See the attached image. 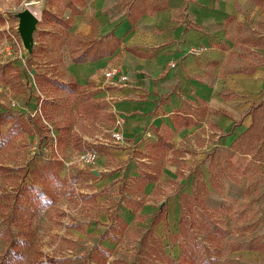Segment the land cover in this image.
<instances>
[{
    "label": "rangeland",
    "instance_id": "obj_1",
    "mask_svg": "<svg viewBox=\"0 0 264 264\" xmlns=\"http://www.w3.org/2000/svg\"><path fill=\"white\" fill-rule=\"evenodd\" d=\"M71 5L0 0V116L18 117L0 135V264H154L148 251L155 238L145 236L160 208L163 220L153 230L177 259L182 192L197 195L204 211L206 223L195 233L210 247L208 264H264L261 128L229 148L206 126L187 136L151 126L152 142L134 146L136 138H127V157L103 160L116 127L113 100L99 95L89 70H73ZM26 8L38 9L32 51L19 31L18 13ZM112 62L106 58L94 72ZM194 112L201 120L203 111ZM82 150L99 159L84 164ZM13 238L21 241L18 257L9 252Z\"/></svg>",
    "mask_w": 264,
    "mask_h": 264
},
{
    "label": "crops",
    "instance_id": "obj_2",
    "mask_svg": "<svg viewBox=\"0 0 264 264\" xmlns=\"http://www.w3.org/2000/svg\"><path fill=\"white\" fill-rule=\"evenodd\" d=\"M71 3L66 18H70L71 40L76 38L69 45L73 70H89L101 89L99 95L113 100L116 120L123 118L104 141L103 160L127 157L130 149H122L127 138H136L134 146L152 142L151 126L159 131L169 128L182 136L206 126L218 137V144L229 148L243 140L241 134L254 122L253 108L264 102V0ZM192 48L203 51L194 54ZM84 50L86 61H75ZM95 51L101 57L92 59ZM108 57L114 59L111 64H121L129 76L127 83L107 81L106 68L101 75L94 72ZM195 110L203 111L201 120ZM178 117L184 119L183 124H178ZM211 122L214 125L209 126ZM115 130L121 132L123 142L113 139ZM183 193L191 194L180 193V209ZM159 211L157 224L163 220L162 208ZM155 225L151 221L152 230Z\"/></svg>",
    "mask_w": 264,
    "mask_h": 264
},
{
    "label": "trees",
    "instance_id": "obj_3",
    "mask_svg": "<svg viewBox=\"0 0 264 264\" xmlns=\"http://www.w3.org/2000/svg\"><path fill=\"white\" fill-rule=\"evenodd\" d=\"M80 46V41H78L76 48ZM77 50V49H76ZM75 50V51H76ZM101 57L97 51L93 53L92 59ZM85 50L76 57L75 61L85 62L86 61ZM63 88L67 87L66 84L61 85ZM254 122L253 125L247 129L243 134H241V139H248L254 135L255 130L259 127L261 128L262 138H264V102L256 105L253 108ZM263 122L260 123V119ZM10 122L11 126H14L18 122V117L14 114H6L0 116V135H2V125L5 122ZM240 142V141H239ZM264 143V139H263ZM52 161L45 163V167L53 173L51 167ZM56 177H58L56 175ZM197 196V195H196ZM195 196V194H181V216L178 221L179 231L174 234V239L178 241L179 246L182 249V253L179 258H175L165 251V247L162 238L156 235L152 228L147 232L145 236L146 239L155 238V241L151 243L149 252V257H152L154 264H208V256L211 254L210 247L198 241L195 231L197 227L204 222V215L202 212L200 201ZM161 220L160 211L157 213L152 220V225L157 224ZM148 244L149 242H145ZM21 245L20 239L13 238L11 240L9 252L15 257L19 256L18 247ZM140 264H146V260L142 259Z\"/></svg>",
    "mask_w": 264,
    "mask_h": 264
},
{
    "label": "built area",
    "instance_id": "obj_4",
    "mask_svg": "<svg viewBox=\"0 0 264 264\" xmlns=\"http://www.w3.org/2000/svg\"><path fill=\"white\" fill-rule=\"evenodd\" d=\"M203 51L202 48H192L191 52L194 54H200ZM172 66H175L173 63ZM104 75L107 81L110 83H127L129 81L128 74L123 70L120 63H113L109 67H107L104 71ZM123 122L122 117H117L116 123L121 124ZM113 139L121 143L124 141V138L120 131L112 132ZM79 159L86 165L93 164L98 158V152L95 150H82L79 153Z\"/></svg>",
    "mask_w": 264,
    "mask_h": 264
},
{
    "label": "water",
    "instance_id": "obj_5",
    "mask_svg": "<svg viewBox=\"0 0 264 264\" xmlns=\"http://www.w3.org/2000/svg\"><path fill=\"white\" fill-rule=\"evenodd\" d=\"M19 16V31L22 37L24 46L32 51L34 44L33 33L37 27L39 18L36 13L30 8L23 9L18 13Z\"/></svg>",
    "mask_w": 264,
    "mask_h": 264
},
{
    "label": "bare ground",
    "instance_id": "obj_6",
    "mask_svg": "<svg viewBox=\"0 0 264 264\" xmlns=\"http://www.w3.org/2000/svg\"><path fill=\"white\" fill-rule=\"evenodd\" d=\"M32 10V9H31Z\"/></svg>",
    "mask_w": 264,
    "mask_h": 264
}]
</instances>
